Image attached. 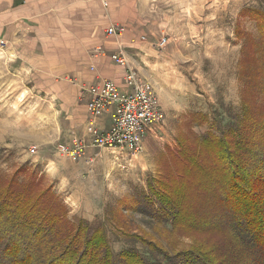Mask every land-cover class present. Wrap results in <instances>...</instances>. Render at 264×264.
Returning <instances> with one entry per match:
<instances>
[{
	"label": "rangeland",
	"instance_id": "rangeland-1",
	"mask_svg": "<svg viewBox=\"0 0 264 264\" xmlns=\"http://www.w3.org/2000/svg\"><path fill=\"white\" fill-rule=\"evenodd\" d=\"M118 4L125 14L143 19L136 41L143 49L133 48L129 63L152 85L163 113V120L148 128L142 151L88 147L77 160L62 154L60 144L81 138L83 112L62 111L60 99L34 90L27 79L30 71H13L0 57V176L36 180L51 188L72 221L84 220L106 232L114 254L135 248L149 257L133 233L148 236L173 253L206 236L170 232L169 226L140 211L144 207L136 209L133 200L147 206L146 198L153 197L149 183L162 176V154L177 148L179 135L190 130L220 135L241 117L242 48L248 35L259 39L256 21L241 11L264 9V0H120ZM163 37L167 43L159 49L156 44ZM64 89L68 93L69 88ZM257 101L263 104L264 95Z\"/></svg>",
	"mask_w": 264,
	"mask_h": 264
},
{
	"label": "trees",
	"instance_id": "trees-1",
	"mask_svg": "<svg viewBox=\"0 0 264 264\" xmlns=\"http://www.w3.org/2000/svg\"><path fill=\"white\" fill-rule=\"evenodd\" d=\"M241 15L256 21L259 34L257 41L248 35L242 48L241 117L220 135H179L177 148L162 154V176L149 183L154 198L147 206L133 200L170 232L206 239L169 253L133 233L149 257L135 248L117 255L106 232L72 221L51 188L0 176V264H264V103L257 101L264 95V9Z\"/></svg>",
	"mask_w": 264,
	"mask_h": 264
},
{
	"label": "crops",
	"instance_id": "crops-1",
	"mask_svg": "<svg viewBox=\"0 0 264 264\" xmlns=\"http://www.w3.org/2000/svg\"><path fill=\"white\" fill-rule=\"evenodd\" d=\"M119 1L0 0V57L13 71H30L27 79L34 83V90L60 99L62 111H82L81 138L88 142L86 89L109 79L126 90V69L110 55L121 52L130 61L133 48L143 49L136 42L137 33L144 28L143 19L138 14H125ZM113 24H123L126 32L121 36L106 35V29ZM96 47L104 48L107 56L94 54ZM111 125L110 112L97 120L102 130Z\"/></svg>",
	"mask_w": 264,
	"mask_h": 264
},
{
	"label": "built area",
	"instance_id": "built-area-1",
	"mask_svg": "<svg viewBox=\"0 0 264 264\" xmlns=\"http://www.w3.org/2000/svg\"><path fill=\"white\" fill-rule=\"evenodd\" d=\"M106 35L121 36L126 32L123 24H113L106 29ZM167 38L160 39L156 46L164 48ZM94 54L107 56L102 47H96ZM111 59L126 69V90L109 79L89 86L87 101V132L90 142L84 138H73L69 144H60L59 151L77 160L86 154L88 147L127 148L133 154L143 149V139L151 125L163 120L160 102L152 85L141 79L137 70L130 66L124 53H114ZM106 112L111 113L110 129L102 130L97 126V120Z\"/></svg>",
	"mask_w": 264,
	"mask_h": 264
}]
</instances>
